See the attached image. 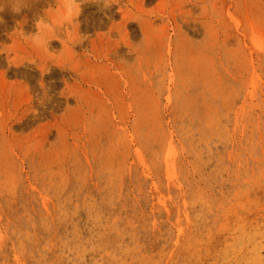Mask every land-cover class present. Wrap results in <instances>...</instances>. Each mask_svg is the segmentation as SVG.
Returning a JSON list of instances; mask_svg holds the SVG:
<instances>
[{"label": "rangeland", "instance_id": "obj_1", "mask_svg": "<svg viewBox=\"0 0 264 264\" xmlns=\"http://www.w3.org/2000/svg\"><path fill=\"white\" fill-rule=\"evenodd\" d=\"M56 3L0 0V264H264V0H87L21 39Z\"/></svg>", "mask_w": 264, "mask_h": 264}, {"label": "clouds", "instance_id": "obj_2", "mask_svg": "<svg viewBox=\"0 0 264 264\" xmlns=\"http://www.w3.org/2000/svg\"><path fill=\"white\" fill-rule=\"evenodd\" d=\"M28 2H29V0H7V3L11 7V11L13 13H16V14L20 13L23 8L27 7ZM86 2H87V0H60L59 5H57L56 0H55L56 6L52 7L53 11L55 12L57 7L60 8V12L57 13L56 17L53 18V17L49 16L48 12H47V9L49 7L46 8L43 12V15L40 16L36 21V27H37L38 31L35 34L26 35L24 33V31L21 29L20 30V38L25 40L26 42H31L32 44L36 45L37 47H40V45L37 42V37H41L44 39V50L49 51V41L51 39L48 38L47 33L48 32H55L57 28L63 29V28H65V26H67V28L69 29V26H72V24L77 23L76 18L79 17V15L81 14V11H82L81 5L86 3ZM93 2H99V0H93ZM113 3H117V0H103L104 7H109ZM3 10L4 9H3V5H2V6H0V12H2ZM3 23H4L3 17H0V24H3ZM65 35H67V33H65ZM86 38L87 37L82 36L80 34V39H79L78 43L82 42ZM0 52L13 54V53L8 52V51H0ZM28 61H31V60H28ZM31 62L34 63V61H31ZM22 63L16 64V65L19 66ZM41 87L43 88L44 86L41 85ZM45 95H47V91H45ZM41 103H42V101H41Z\"/></svg>", "mask_w": 264, "mask_h": 264}]
</instances>
